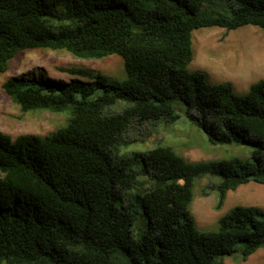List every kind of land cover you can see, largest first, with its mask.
<instances>
[{
    "label": "trees",
    "instance_id": "trees-1",
    "mask_svg": "<svg viewBox=\"0 0 264 264\" xmlns=\"http://www.w3.org/2000/svg\"><path fill=\"white\" fill-rule=\"evenodd\" d=\"M247 26L264 32V0H0V74L36 49L116 55L126 72L121 82L73 68L60 70L69 82L39 71L3 83L23 113L68 120L45 137L0 130V264H225L263 250L264 208L236 206L209 232L190 210L203 178L217 180V211L230 191L264 185V80L238 95L190 70L194 31ZM177 111L211 145L244 146L250 157L120 153L133 127L176 123ZM138 213L147 228L135 235Z\"/></svg>",
    "mask_w": 264,
    "mask_h": 264
},
{
    "label": "rangeland",
    "instance_id": "rangeland-1",
    "mask_svg": "<svg viewBox=\"0 0 264 264\" xmlns=\"http://www.w3.org/2000/svg\"><path fill=\"white\" fill-rule=\"evenodd\" d=\"M193 49L194 60L190 70L205 73L210 84L232 83L238 95H245L251 85L264 80V32L257 27L247 26L231 32L220 28L196 30L193 33ZM73 68L102 74L110 81L121 82L126 79L124 60L116 55L84 60L66 51L36 49L20 52L11 61L8 71L0 74V130L16 139L23 135L45 137L63 128L67 124V113H23L3 92L2 85L9 78L23 75L32 77L39 71H45L51 79L69 82L72 77L60 70ZM123 108V104H118L114 109L119 112ZM179 115L176 123L136 125L126 134V143L120 153H145L158 146H169L189 162L216 161L234 156L243 159L250 157V149L244 146L211 145L206 135L190 122L185 113ZM215 183L217 180L203 178L195 187L190 210L200 231L216 230L219 219L236 206L264 208V185L250 183L230 191L222 210L217 211V193L209 188ZM137 194L136 191L130 192L127 202L134 201ZM146 223L147 220L138 213L134 234L145 231ZM225 264H264V249L245 262L227 259Z\"/></svg>",
    "mask_w": 264,
    "mask_h": 264
}]
</instances>
